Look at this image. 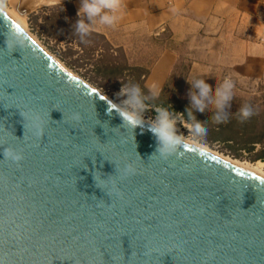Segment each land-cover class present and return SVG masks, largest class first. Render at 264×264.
<instances>
[{
  "label": "water",
  "instance_id": "water-1",
  "mask_svg": "<svg viewBox=\"0 0 264 264\" xmlns=\"http://www.w3.org/2000/svg\"><path fill=\"white\" fill-rule=\"evenodd\" d=\"M0 264H264V179L123 113L0 9Z\"/></svg>",
  "mask_w": 264,
  "mask_h": 264
},
{
  "label": "rangeland",
  "instance_id": "rangeland-1",
  "mask_svg": "<svg viewBox=\"0 0 264 264\" xmlns=\"http://www.w3.org/2000/svg\"><path fill=\"white\" fill-rule=\"evenodd\" d=\"M29 1L0 0V8L12 16L25 17L23 30L102 97L168 135L252 167L262 162L260 170L264 173V68L252 81L229 82L218 68L197 66V53L189 52L186 44L166 45L163 40H152L151 46L137 55L153 60L159 49L169 46L174 47L178 58L161 93L140 92L135 86L136 77L124 76L132 69L124 66L123 53L74 41V30L62 24L60 12L43 5L27 11ZM180 105L191 113L190 120L176 109Z\"/></svg>",
  "mask_w": 264,
  "mask_h": 264
},
{
  "label": "crops",
  "instance_id": "crops-1",
  "mask_svg": "<svg viewBox=\"0 0 264 264\" xmlns=\"http://www.w3.org/2000/svg\"><path fill=\"white\" fill-rule=\"evenodd\" d=\"M32 2L26 10L43 5L60 12L62 24L74 30V41L123 53L124 66L136 69L124 76H135L140 92L161 93L178 58L169 46L159 49L153 60L137 55L152 40L186 44L189 52L197 53V66L218 68L229 82L252 81L264 68V0Z\"/></svg>",
  "mask_w": 264,
  "mask_h": 264
},
{
  "label": "bare ground",
  "instance_id": "bare-ground-1",
  "mask_svg": "<svg viewBox=\"0 0 264 264\" xmlns=\"http://www.w3.org/2000/svg\"><path fill=\"white\" fill-rule=\"evenodd\" d=\"M32 2V1H31ZM32 3H34V2H32ZM34 4H36V3H34ZM31 8H33V7H31ZM5 14H7V15H9L21 28L23 27V23H24V18H23V16H20V15H17V17H15V16H12V15H10V13H8V11H5L3 8H0ZM30 9H27V11H29ZM15 15V14H14ZM24 28V27H23ZM22 28V29H23ZM51 57V56H50ZM52 58V57H51ZM55 62H56V60L54 59V58H52ZM57 63V62H56ZM64 71H66L67 73H69L70 75H72L73 77H75L76 79H78V80H80L81 82H83L84 84H86L84 81H82L77 75H75L74 73H72L70 70H68L66 67H64V66H62V65H60V63H57ZM87 86H89L88 84H86ZM90 87V86H89ZM92 88V87H91ZM93 89V88H92ZM106 99V98H105ZM109 103H111L112 105H114L112 102H110L108 99H106ZM115 106V105H114ZM116 107V106H115ZM118 108V107H117ZM119 109V108H118ZM122 111V110H121ZM123 112V111H122ZM123 113H125V114H127L126 112H123ZM129 115V114H128ZM137 119H139V118H137ZM140 120V119H139ZM141 121H143V120H141ZM144 123H146V124H148V125H150L151 127H154V128H157V129H160V128H158L157 126H155V125H153V124H151V123H148V122H145V121H143ZM160 130H162V129H160ZM163 131V130H162ZM164 132V131H163ZM165 134H167L166 132H164ZM171 136V135H170ZM172 137H174V138H176V139H179V140H181V141H183V142H185V143H188V144H190V145H192V146H194V147H197V148H199V149H201V150H203V151H205V152H208V153H210V154H212V155H214V156H217V157H219V158H221V159H223V160H226V161H228V162H230V163H232V164H234V165H237V166H239V167H241V168H243V169H246L249 173H251V174H253V175H256V176H258V177H260V178H262V179H264V173L260 170V167H262L263 166V163L262 162H258L257 163V165L255 166V167H252L250 164H248V163H242V162H240V161H237V160H233V159H230L229 157H225V156H222V155H219V154H217V153H215V152H213V151H211V150H209V149H207L206 147H204V146H202V145H199V144H197V143H194V142H191V141H185L184 139H182V138H178V137H176V136H172ZM254 166V165H253Z\"/></svg>",
  "mask_w": 264,
  "mask_h": 264
},
{
  "label": "trees",
  "instance_id": "trees-1",
  "mask_svg": "<svg viewBox=\"0 0 264 264\" xmlns=\"http://www.w3.org/2000/svg\"><path fill=\"white\" fill-rule=\"evenodd\" d=\"M132 70V72H135L136 71V69L135 68H131ZM138 96H140L141 97V95H138ZM143 100V99H142ZM174 109V108H173ZM176 109L180 112V114L182 115V117H184L185 119H187V120H190L191 119V113H189L188 111H187V109L184 107V106H182V105H180L179 107H176ZM175 109V110H176ZM233 120V119H232ZM263 134V133H262ZM261 134V135H262Z\"/></svg>",
  "mask_w": 264,
  "mask_h": 264
}]
</instances>
